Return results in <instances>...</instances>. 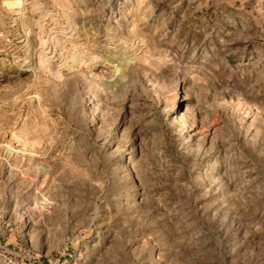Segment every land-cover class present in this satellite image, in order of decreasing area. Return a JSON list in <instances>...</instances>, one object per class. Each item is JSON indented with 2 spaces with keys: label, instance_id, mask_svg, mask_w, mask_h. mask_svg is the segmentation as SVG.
I'll list each match as a JSON object with an SVG mask.
<instances>
[{
  "label": "rangeland",
  "instance_id": "1",
  "mask_svg": "<svg viewBox=\"0 0 264 264\" xmlns=\"http://www.w3.org/2000/svg\"><path fill=\"white\" fill-rule=\"evenodd\" d=\"M43 260L264 264V0H0V264Z\"/></svg>",
  "mask_w": 264,
  "mask_h": 264
},
{
  "label": "crops",
  "instance_id": "2",
  "mask_svg": "<svg viewBox=\"0 0 264 264\" xmlns=\"http://www.w3.org/2000/svg\"><path fill=\"white\" fill-rule=\"evenodd\" d=\"M47 263L51 264L50 262H47V261H44V260H43V262L41 264H47Z\"/></svg>",
  "mask_w": 264,
  "mask_h": 264
},
{
  "label": "built area",
  "instance_id": "3",
  "mask_svg": "<svg viewBox=\"0 0 264 264\" xmlns=\"http://www.w3.org/2000/svg\"><path fill=\"white\" fill-rule=\"evenodd\" d=\"M10 262V261H9Z\"/></svg>",
  "mask_w": 264,
  "mask_h": 264
}]
</instances>
